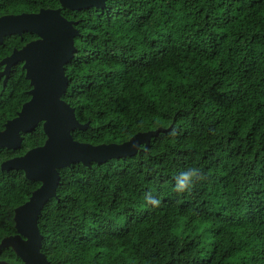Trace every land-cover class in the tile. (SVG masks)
Masks as SVG:
<instances>
[{
  "label": "trees",
  "instance_id": "trees-1",
  "mask_svg": "<svg viewBox=\"0 0 264 264\" xmlns=\"http://www.w3.org/2000/svg\"><path fill=\"white\" fill-rule=\"evenodd\" d=\"M58 6L0 0V16ZM64 15L79 22L64 100L90 123L74 139L164 131L134 157L60 170L38 221L49 263L264 264V0H112ZM34 38L7 37L0 60ZM30 89L20 64L0 81V130ZM44 140L39 126L0 148V164ZM38 186L0 170V241Z\"/></svg>",
  "mask_w": 264,
  "mask_h": 264
},
{
  "label": "water",
  "instance_id": "water-1",
  "mask_svg": "<svg viewBox=\"0 0 264 264\" xmlns=\"http://www.w3.org/2000/svg\"><path fill=\"white\" fill-rule=\"evenodd\" d=\"M110 1L59 0L58 9L0 16V45L14 35L21 38L25 33L37 36L20 49L14 47L10 55L0 60L3 89L12 69L21 63L31 87L28 92L30 99L0 130V148L10 151L21 149L23 135L39 126L45 135L42 145L0 164L2 172L22 171L26 180L39 183L29 199L14 209L15 234L0 241V252L10 249L15 257L0 259V264H50L42 251L43 235L38 221L45 205L57 197L60 170L70 169L75 164L91 168L93 163L102 165L111 160L134 157L147 152L152 139L164 131L159 128L137 133L120 144L92 145L74 139L73 133L89 129L90 123H80L75 108L64 100L69 88L66 66L78 51L76 38L79 31L76 25L79 22L67 19L62 11L105 9Z\"/></svg>",
  "mask_w": 264,
  "mask_h": 264
},
{
  "label": "flooded vegetation",
  "instance_id": "flooded-vegetation-1",
  "mask_svg": "<svg viewBox=\"0 0 264 264\" xmlns=\"http://www.w3.org/2000/svg\"><path fill=\"white\" fill-rule=\"evenodd\" d=\"M58 3H59V0H58ZM60 6V5H59ZM59 6L58 7H54V8H40L38 11H36V12H29V13H38L41 9H58L59 8ZM64 10H66V9H63V11H62V14L64 15ZM21 13H28V12H21ZM21 13H18V14H21ZM65 16V15H64ZM66 17V16H65ZM67 19H69L68 17H66ZM69 20H72V19H69ZM73 21V20H72ZM35 36V35H34ZM37 38V36H35V38L34 39H32V40H35ZM22 39V38H21ZM32 40H30V41H32ZM29 41V42H30ZM28 43V42H27ZM27 43H25V44H27ZM25 44H23L21 47H19V49L20 48H22ZM14 48V47H13ZM18 48V47H17ZM12 51H13V49H12ZM12 53V52H11ZM21 65V67H22V63L20 64Z\"/></svg>",
  "mask_w": 264,
  "mask_h": 264
}]
</instances>
